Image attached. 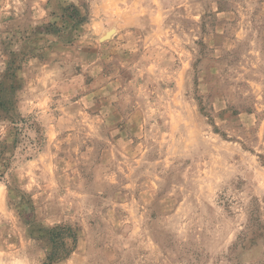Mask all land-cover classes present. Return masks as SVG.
<instances>
[{
  "label": "rangeland",
  "instance_id": "obj_1",
  "mask_svg": "<svg viewBox=\"0 0 264 264\" xmlns=\"http://www.w3.org/2000/svg\"><path fill=\"white\" fill-rule=\"evenodd\" d=\"M0 151V264H264V0H0Z\"/></svg>",
  "mask_w": 264,
  "mask_h": 264
},
{
  "label": "trees",
  "instance_id": "obj_2",
  "mask_svg": "<svg viewBox=\"0 0 264 264\" xmlns=\"http://www.w3.org/2000/svg\"><path fill=\"white\" fill-rule=\"evenodd\" d=\"M28 127L29 128H34V126H33V124H31V123H29L28 124ZM15 128V130H16V134H18V135H21V133H20V127L19 126H15L14 127ZM35 132H38L37 130H35ZM20 142H21V139L19 140ZM34 145L33 146H35V145H38L40 142H39V139L38 138H35V139H33V142H32ZM2 155V152L0 151V157H2L1 156ZM10 165V161H6L5 163H4V166L5 167H7V166H9ZM53 243H54V245H56V243H55V241H53ZM54 254H56V251H53V253H52V256L54 255ZM51 255V254H50Z\"/></svg>",
  "mask_w": 264,
  "mask_h": 264
}]
</instances>
